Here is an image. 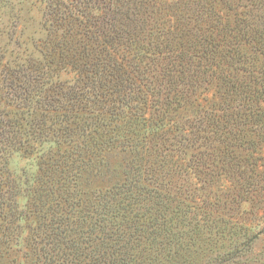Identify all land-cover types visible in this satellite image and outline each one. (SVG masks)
<instances>
[{"label": "trees", "instance_id": "trees-1", "mask_svg": "<svg viewBox=\"0 0 264 264\" xmlns=\"http://www.w3.org/2000/svg\"><path fill=\"white\" fill-rule=\"evenodd\" d=\"M44 16V61L0 70L15 108L0 111V264L12 245L24 247L22 264H189L183 252L209 216L197 222L180 188L157 183L162 147H176L178 175L202 189L223 178L238 184V202H264V157L252 155L264 143V0H46ZM52 64L74 80L52 81ZM208 88L218 102L202 109L196 97ZM179 109L190 112L181 125ZM117 142L131 153L122 180L92 188L87 178L109 172ZM50 144L21 209L7 157ZM242 237L238 251L252 244Z\"/></svg>", "mask_w": 264, "mask_h": 264}, {"label": "rangeland", "instance_id": "rangeland-1", "mask_svg": "<svg viewBox=\"0 0 264 264\" xmlns=\"http://www.w3.org/2000/svg\"><path fill=\"white\" fill-rule=\"evenodd\" d=\"M45 4L46 0H2V3H0V70L8 66L16 67L25 64L31 58L44 61L43 55L48 54L51 49L47 35L48 24L44 16ZM221 7L218 4L216 11L221 9V13L224 14L225 11ZM52 32L51 36H49L51 40H59L61 38V31H57L55 27ZM46 57L45 60L47 59ZM56 58L58 60L57 56ZM48 72L51 74V80L55 82L70 83L75 78V73L68 66L52 64V68ZM5 83L6 81L0 78V111H13L15 108L8 106L12 101L6 98L8 89L5 87ZM195 102L196 104L200 103V108L209 109L212 104L218 102L217 92L213 88H208V90L204 91L200 90ZM186 115H190V112L184 109H179L175 114H171L173 122L177 120L179 125L186 121ZM173 122L169 124V129ZM167 130L166 127L163 129L164 132ZM112 147L114 148L107 152L108 154L104 157L108 163L109 172L104 173L101 178L97 174L87 178L89 185L93 186L92 188L104 189L112 182L117 183L123 178L122 169L131 153L128 150L123 152L122 149L124 147L118 142L117 145ZM126 147L129 148V146ZM145 148L140 149V151H144ZM38 149L40 150L38 151ZM38 149L37 153L15 151L7 157V169L11 177L18 181L22 187L21 196L19 195L16 198L17 204L21 209H24L27 204L28 184H32V181L42 174V170L39 169V154L41 150H53L52 152H54L56 147L50 144L49 147L44 146ZM160 151L167 153L161 159L162 162L166 161L165 167L160 170L158 163L152 165L150 162L148 163L152 166V170H157L156 175L159 177L156 179L157 183L169 182L173 188H175V185L180 188L182 192L180 193V199L196 206L190 212L191 215L197 217L195 220L201 217L203 211H205L203 216H209L207 228L206 225L204 227L202 220L200 222L199 220L197 221L201 230L199 235L195 236L196 244L188 246L186 251L183 252V257H187L189 264H264V202H261L263 197L260 198L258 208L244 201L238 202V184L223 178H220L213 185L202 189L201 183L204 185L205 183L192 179L191 174L185 175L183 171H180L182 174L178 175L177 170L182 164V160L176 147L173 152L170 150L166 151L163 147ZM168 153H171V155ZM243 155L245 156V154ZM252 155L259 162L260 160L257 158L264 157V143L258 142L256 152L252 153ZM145 157L150 160L154 159V156ZM160 158L161 155L158 159ZM170 159H175L178 167L176 170L173 168L171 174L164 176V170L171 168ZM255 169L259 171L261 167L257 166ZM190 187L192 189L188 191ZM203 191L208 194L205 202H202L199 198L200 195H203ZM191 195H195L194 201H192ZM201 205H207V208H199ZM239 235L241 237L246 235L252 239V244L249 248L238 251V246L241 247L239 245L240 239H243V237L239 238ZM6 251H8V254L4 262L10 261L9 264L24 263L22 253L25 249L22 245H12L11 249ZM216 254L220 255V259H218ZM163 259L164 256L161 255L160 260L163 261ZM176 259L178 262L180 256H177ZM11 260L13 261L11 262ZM179 264L184 263L179 261Z\"/></svg>", "mask_w": 264, "mask_h": 264}]
</instances>
